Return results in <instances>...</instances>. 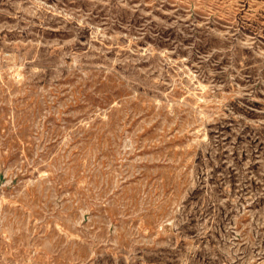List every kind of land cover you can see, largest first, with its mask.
Segmentation results:
<instances>
[{
  "label": "rangeland",
  "instance_id": "1",
  "mask_svg": "<svg viewBox=\"0 0 264 264\" xmlns=\"http://www.w3.org/2000/svg\"><path fill=\"white\" fill-rule=\"evenodd\" d=\"M0 264H264V0H0Z\"/></svg>",
  "mask_w": 264,
  "mask_h": 264
}]
</instances>
